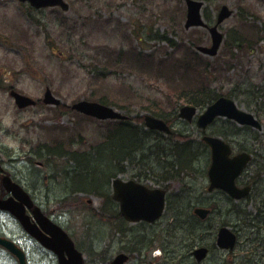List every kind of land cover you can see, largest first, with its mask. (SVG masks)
Returning a JSON list of instances; mask_svg holds the SVG:
<instances>
[{"label": "rangeland", "instance_id": "rangeland-1", "mask_svg": "<svg viewBox=\"0 0 264 264\" xmlns=\"http://www.w3.org/2000/svg\"><path fill=\"white\" fill-rule=\"evenodd\" d=\"M66 1L71 5V10L67 13L62 12L60 9H54L33 14L27 10V6H22L15 0H0V146L9 150L14 157L31 153L32 147L34 148L36 145L41 146V148L48 147L54 153H65L81 152L78 149L82 150L83 145L85 146L84 149H87L100 144L105 137V133L113 127L112 123L107 126L104 123L86 120L80 116L67 115L68 106H72L75 101L85 100L93 91H97V94L100 95L97 97H105L107 100V96H110L112 99H116L114 102H118V105L130 106L131 110L121 107L114 108L131 118L138 116L143 118L147 114L154 115L149 110L152 107L149 104L159 105L158 101L155 100L163 98L164 91L160 84L154 83L152 75L144 71L141 64L140 69L136 67L129 69L125 62L130 64L133 60L127 57L126 59H118L117 65L103 71V66H100V63L106 59L108 52L111 50L125 52L128 48L129 41L125 39V26L130 27L131 31L137 30L139 33H143L137 38L138 40L142 39V42L130 43L139 45L141 49L148 51L151 49L150 52L156 48L161 50L160 46L166 45L163 42L158 43L155 38L167 32L175 34V28L177 34L188 35V32L184 33L178 29L176 11L178 8H182L186 13L184 5L176 6L180 0H98L96 4L99 10L93 7L91 2H85L84 0L85 3H80L77 0V2H74L75 0ZM109 4L113 8L106 12L103 7ZM222 6H228L234 13L220 27L221 32L225 36L227 35V39L231 31L239 28L240 30L244 28L247 36L250 35V30L243 26L241 22L242 17H244L249 22L251 21L250 26L253 23L257 24L258 29L255 31V40L260 39L261 41L256 43L249 54H238L237 56L240 58L238 66L233 68L226 76L219 75L213 82V86L221 94H227V92L234 90L233 99L237 105L248 112L256 113L257 118L264 126V112H259L261 109L264 111V0H211L210 3H206V8L214 23ZM95 12H98L99 16ZM30 16L37 19V21L30 20ZM92 19L95 20L92 21ZM100 20L101 23L97 24ZM180 28L181 30L184 29V23L180 25ZM197 35L201 40L200 45L210 46L211 40L208 33L205 34L201 30ZM130 38H132L131 35ZM51 44L54 47L53 49L50 46ZM224 50L223 47L216 59L208 60L213 63L219 62ZM97 69L102 70V78H93L92 72ZM211 77L214 78V75ZM10 87L36 100H42L46 89L50 88L53 94L61 99L64 106L56 109L40 104L35 108L20 111L8 94ZM179 109H177V114ZM166 112L176 114L170 109ZM132 125L136 126L140 132L141 129H144L143 124L133 123ZM231 125L230 122L220 119L210 128L209 133L211 135L226 134L227 137H230L231 142L234 139L236 140V143H233L234 146L237 144V147L241 148L253 149L254 145L257 144L253 141L255 136L264 141L263 132L251 129L242 128L243 131L234 135L231 133L234 130ZM172 127L176 133L182 135L180 136L182 138H179V140L174 139L171 143L174 145L177 142L182 143V139H188L194 156L190 159L191 167L177 174L180 181L175 180V182H172L170 193L173 194V207L182 206L176 207L172 213L168 210L162 223L163 229L166 231L165 234L169 233L167 234L169 238L166 239L165 236L163 243L165 247H162V244L159 243L157 246L159 254L162 249L163 252L167 251L165 254L170 255L171 258H173V254L171 255L169 252H176V259H178L179 264H196L194 258L190 257V254L185 256L186 251H183V248L181 249L182 245L185 247L187 242L190 243V237L180 231V227H174L170 218L175 217L178 221L177 226L182 222H186L185 212L187 209L185 207L189 204H198L194 201L195 196L205 195L199 200L201 202L199 205H209L211 203L223 209L221 216L214 215L211 220L210 224L212 226L214 223L213 232H216L222 222L224 225H235L239 229L243 218L248 223H250L249 217L252 221L254 220L253 216L260 205L255 192L259 193L258 190L263 188L264 182H258L250 203L248 201L246 204L238 205L237 210H235L237 215H235L229 200L223 194L213 193V196L207 194L206 170L209 163V154L208 150L207 154L205 153L207 148L201 143L202 135L199 133L196 123L188 124L178 119ZM59 131L63 133L64 138L67 137L66 141L56 135V132ZM118 131H121V129H118ZM146 136V134L141 133V137L144 138L141 155L143 153L147 156L144 162H151L153 166L160 169L165 166L166 159L172 157L156 158L154 155L155 145L164 148L165 142L169 143L171 140L162 141L158 144L155 143L154 135L150 139H147ZM60 144H62L61 147H59ZM124 144H130V141H125ZM38 150L39 148L33 151ZM42 152H45L43 158H51L50 156L47 157L46 151ZM141 155L137 156L135 154L136 158L133 159V162L139 161L144 156ZM32 156L34 157L35 153ZM65 157L66 155L61 160L63 158L67 160ZM52 159L56 165L62 167L63 163L59 158V160ZM257 159L260 160L259 157ZM110 160L104 161V164L107 165L104 167L111 169V173L114 169L125 166V162ZM261 164L264 168V160L261 161ZM18 167H20V170L24 168L23 165ZM257 167L255 157L254 163L247 170L249 176H252L251 173L253 174ZM65 168L67 169L65 173L69 178L62 176L61 173L58 174L55 167L46 171L45 175L50 176L49 174L56 172L59 176L56 183L50 181L52 202L59 198V195L61 197L65 194V189L74 186L75 180L73 178L76 177L73 175L74 169L69 168L67 165H65ZM88 168L97 169L98 172L104 169L102 163H96ZM192 168L194 171L191 172ZM136 169L135 166L134 170ZM81 171H78L77 174L80 175ZM108 171H101L103 172L101 175L99 173L96 175L95 171L92 176L86 177L90 183L88 185H92V180L100 181L99 184L103 183ZM60 172L63 173L64 171ZM187 174L189 175L187 176ZM261 174V178H264V170ZM33 177L39 180L37 175L33 174ZM82 177H85V174ZM77 183L79 184H75V186H82L81 181L78 182V179ZM41 184H43L42 180ZM207 196L210 198L209 200H207ZM93 204L98 209L103 206L102 200L98 197L93 199ZM53 205L54 203L51 206ZM79 212L85 214V216L78 214L75 216L76 218L71 219V222L74 227L78 228L79 233L81 232L82 238L86 233L88 235L91 233V226H99L102 223L92 216L96 210L88 209L86 205L81 206ZM245 215L246 218H242ZM102 216L103 221L107 224L100 231L99 238L103 240L106 237V226H108L110 220L107 219L105 213H102ZM157 228L151 230L135 228L132 237L135 238L138 233L142 232L145 234L153 233ZM190 233H192V230H190ZM139 240L140 238L136 241L139 242ZM215 242L216 233L214 237L209 236L205 243H213L214 245ZM145 245L147 243L142 247L145 248ZM223 255L218 250L213 251L204 264H222ZM144 262L150 264L151 261L144 256ZM172 262L177 264L174 259ZM131 264H136V259Z\"/></svg>", "mask_w": 264, "mask_h": 264}, {"label": "trees", "instance_id": "trees-1", "mask_svg": "<svg viewBox=\"0 0 264 264\" xmlns=\"http://www.w3.org/2000/svg\"><path fill=\"white\" fill-rule=\"evenodd\" d=\"M77 1L75 0L74 2ZM206 1L208 2V0ZM179 5L182 6L181 1L176 6L179 7ZM176 13L178 16V29L185 33V30L183 28L181 30L180 28V25L184 20L185 12L182 8H178ZM206 18L209 19V16L206 15ZM175 30L176 28L174 29L175 34H172V32H167L165 35L155 38L158 43L161 44L162 42H166L168 45L167 47H162L161 50H159L158 54L160 55H156L154 53L143 54L141 52H137L134 49L129 50L127 53L133 60V66L140 69L142 65L143 70L149 72L152 75L154 83L161 85L164 91V97L155 100L158 101L159 105L149 104L152 106L149 110L152 111V114H154L155 116L166 121H169V119L172 121L173 118L171 117V115H174L166 112V110L168 109L173 111V113H176L179 107L186 104H191L198 107L199 109H204L214 103L219 97L223 95L233 97L234 90L230 91L229 93L227 92V94H221L220 92H217L216 88H214L213 82L219 75L226 76L233 68L238 66L240 58L237 56L238 54L235 53V50L240 49V52L247 53L254 47V40L248 38L245 39L242 37L238 38L237 34H231L230 32V37L226 42L224 48L225 50L221 56L220 61L217 63H213L207 58L198 54L194 49L201 44V40L197 35L199 31L196 30L192 33H189L187 36H183L181 35V33L177 34ZM125 33V39L128 41L129 35L127 31H125ZM169 36H172V38H170ZM133 37L137 38V36ZM50 46L52 47L53 45L51 44ZM170 49L172 52L169 51ZM119 54L120 53L117 54V58H119ZM111 66L112 65L107 62L105 63L104 68L110 69ZM128 68L134 69L130 67ZM102 73V71L100 73H97V70H94L92 72L93 78H101ZM212 75H214V78L211 77ZM97 96L100 95L97 94V91H93V93L89 97L91 99L98 100L102 104L131 110L130 106H125L124 104L123 106L118 105V102H114L116 99H112L110 96H107V100L105 97L103 98ZM143 108L145 109V107ZM175 118L176 116L174 117V119ZM135 120L138 123L143 122L142 117H138ZM132 124L133 122L117 123L114 129H110L106 137L102 140L104 143L102 142L103 144L99 146H95L93 148L89 147L78 153L57 152L52 154L53 158H59L60 160L66 155L65 158H68V161L64 162V164H71V168L74 169L73 175L76 176L73 178L75 180L74 184H79L77 183L78 179V182L81 181V184L84 187L82 190H78L80 191L79 193H83L86 196H104V198L107 199L108 195H106L105 193H103V195L102 193L98 192V190L102 187V183L99 184L100 181L97 182V180H92V185H88L90 183L89 180L86 179V177L92 176L95 171L96 175L97 173L101 175L103 173L101 171H108V167H104L107 166L106 164H104V161L108 159H111L113 161H122V163L126 161L132 163L141 162L140 160L137 162H133V159L136 158L134 155L136 154L137 156H139L143 151L142 143L144 138L141 137V133L146 134L147 139H150L151 136L155 135V133L144 129H141L140 132L139 129H137V127ZM118 129H121V131H118ZM177 140H179V138ZM125 141H130V144L125 145ZM107 152L109 153L108 155L106 154ZM157 155L164 158L170 156L175 159L176 164L175 166H173V168L177 169V174L184 172L186 170V167H190V158L194 156L191 151L189 141H184L182 143L177 142L174 145L171 142H165V147L162 149V152ZM141 156H143V158H146L145 154L143 153ZM61 162L63 161L61 160ZM96 163H102L104 169L98 172L97 169L92 170V168H88L92 165H95ZM64 164H62V167L64 166ZM116 167H118V165H116ZM140 167L145 170H150L149 165L141 164ZM78 171H81L80 175L77 174ZM64 174L65 177L69 178V176L65 172ZM84 174L85 177L81 178V176H83ZM69 196L70 197H68L64 202L66 209H74L76 206L86 205V203H84V198L80 199L74 198L71 195ZM185 216L187 218L185 224L192 230L193 233L200 230L204 232V229H201L203 223H201L196 217H194L190 211L186 210ZM181 226H183V224H181Z\"/></svg>", "mask_w": 264, "mask_h": 264}, {"label": "water", "instance_id": "water-1", "mask_svg": "<svg viewBox=\"0 0 264 264\" xmlns=\"http://www.w3.org/2000/svg\"><path fill=\"white\" fill-rule=\"evenodd\" d=\"M20 1L30 2L33 7L38 9L54 6H61L64 10L69 9V6L65 4L63 0ZM185 2L187 4L186 29L208 28V25L204 22L202 15L204 3L196 0H185ZM231 15L232 12L227 7L222 8L218 17L217 25L210 28L213 42L212 47H200L198 48L199 52L211 57L218 54L219 48L221 47L224 39V36L218 30V26ZM13 95L15 96L20 108H25L35 104V102L23 97L22 95L16 93H13ZM44 102L52 105L60 104V101L56 100L50 91L47 92ZM73 109L86 115L96 117L100 120L125 119L121 113L116 112L114 109L96 103L83 101L74 105ZM196 112V108L188 106L181 110L180 116L188 121H192ZM217 117H226L241 125H248L261 130L260 123L253 115L238 109L234 101L228 98H221L215 104L210 106L207 111L200 116L198 126L205 130ZM146 124L151 129L170 133V129L165 122L153 117L147 116ZM204 141H206L213 149V164L209 173L211 178L210 190L213 191L214 189H221L235 199L245 198L249 194L250 188L241 190L236 187L235 182L237 177L240 176L243 169L251 160V157L248 154H242L234 159H230V147L222 140L205 137ZM12 189L16 194L21 193V196L24 195L21 189L16 185H14ZM115 191V199L121 202V211L128 220L135 222H154L162 216L165 207V191H151L134 182L123 183L120 180L115 181ZM0 207L14 212L11 203H0ZM195 213L202 219H205L208 216L209 211L205 209H196ZM235 243V234L228 228H222L218 236V246L222 249H232ZM207 253V249H200L197 250L194 255L197 260L201 262L206 258ZM122 261L123 260L121 258V262L119 264H121Z\"/></svg>", "mask_w": 264, "mask_h": 264}, {"label": "flooded vegetation", "instance_id": "flooded-vegetation-1", "mask_svg": "<svg viewBox=\"0 0 264 264\" xmlns=\"http://www.w3.org/2000/svg\"><path fill=\"white\" fill-rule=\"evenodd\" d=\"M0 155L2 167L0 168V197L3 200L12 197V193H9L3 185V178L9 176L13 182L23 186L34 203L31 208H27L26 214L31 218L35 233L44 239H52L51 229L46 224L42 225L35 216L34 211L39 208L43 216L53 220L69 234L75 249L82 255L83 259L81 263L71 251L66 250L67 245L64 242L55 244L57 250L62 251L60 257L55 251L46 247L40 239L27 233L12 215L0 210V264H21L20 257L4 245L3 241L11 242L16 249L23 253L25 264H114L115 259L121 255L128 258L124 264H131L134 259L137 260L141 257L139 253L133 255L131 253L133 251L132 224L123 219L121 215H118L117 221L114 220L115 217H111L112 221L108 224L111 236L109 235L103 243H97V238L88 244L80 242L76 236H73L74 233L61 223L63 214L57 209L51 208V190L47 187L48 182L53 178L49 176L39 177L40 181H36V177L27 176L24 173L18 177V174L15 175L9 170L10 167L7 165L4 152L1 149ZM24 159L26 160L25 164L33 163L34 168L39 171L45 168L44 163L37 162L32 157H25ZM9 161L11 167H14V163L17 162L13 158ZM126 176L127 178L131 177L130 174ZM41 179L46 188L41 186ZM113 204L114 210H117V204ZM244 217L246 218V215ZM253 217V221L249 217L250 223H248L242 216L237 250L236 252H224L223 264H264V200H262ZM4 218L6 219L4 220ZM116 224H120L121 227L117 228ZM115 230L117 233L113 236ZM61 259L63 263H61Z\"/></svg>", "mask_w": 264, "mask_h": 264}]
</instances>
